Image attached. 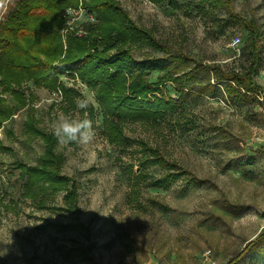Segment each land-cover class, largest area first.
I'll use <instances>...</instances> for the list:
<instances>
[{"label": "rangeland", "instance_id": "374dc122", "mask_svg": "<svg viewBox=\"0 0 264 264\" xmlns=\"http://www.w3.org/2000/svg\"><path fill=\"white\" fill-rule=\"evenodd\" d=\"M16 1L9 0L0 24ZM113 1L169 52H182L202 65H219L225 71L246 65L240 55L244 32L227 20L224 10L210 15L189 11L199 0H173L175 4ZM90 2L76 0L75 6L62 11L64 22L58 34L64 52L72 32L77 37L87 34L91 53L95 50L93 40L102 38L101 18L89 8ZM232 5L234 13L253 19L264 30V0H232ZM69 8L78 16L68 26L63 16ZM84 12L94 14V20ZM236 37L240 42L232 47L231 40ZM262 45L255 80L264 98V38ZM130 49L138 60L165 55L143 44L131 43ZM161 73L150 74L149 80L155 82ZM61 75L64 87L74 90L70 95L74 106L59 90L50 92L31 82L23 88L32 97L29 104L39 127L47 132H52L61 114L85 118V110L76 108V97L90 96L95 102L86 110L94 126L99 121L94 142L55 145L64 159L62 173L77 182L78 210L70 213L62 209V192L45 195L44 208L23 197L24 179L17 165L36 164L43 146L40 139L24 133L27 109L16 112L0 128V143L8 149L0 147V250L7 252L0 257V264H226L264 232L263 101L230 99L218 83L212 92L199 94L194 92L198 84H189L181 106L157 123L122 120L123 135L130 142L120 148L107 140L94 92L75 72ZM168 89L162 88V92L174 96L175 86ZM143 144L157 148L165 159L208 183L193 186L180 178L167 188L149 187L146 181L159 179L165 171L143 162L145 155L150 157ZM139 172L147 175L146 180L137 179ZM233 204L241 208L232 209ZM73 221L84 228L72 232L38 229L46 223ZM241 264L251 263L245 257Z\"/></svg>", "mask_w": 264, "mask_h": 264}, {"label": "trees", "instance_id": "16d2710c", "mask_svg": "<svg viewBox=\"0 0 264 264\" xmlns=\"http://www.w3.org/2000/svg\"><path fill=\"white\" fill-rule=\"evenodd\" d=\"M148 1L175 4L173 0ZM75 3L76 0H17L0 24V128L16 112L26 108L24 133L40 139L43 146L36 164L17 165L24 179L22 195L44 208L45 195L62 192V209L70 213L78 210L77 182L62 173L64 159L56 152L57 140L52 132L39 127L35 111L29 104L32 97L25 93L24 84L31 82L50 92L59 90L69 105L74 106L70 98L74 90L66 89L60 77L61 73L75 72L78 79L95 94L108 142L123 148L130 140L123 135L122 120L157 123L181 106L189 84H198L194 92L206 94L215 90L217 86L214 83H218L230 99L256 101L261 87L255 78L261 66L264 38V30L253 19L247 20L234 13L232 0H199L193 3L189 11L196 9L210 15L216 10H224L228 13L227 20L237 24L244 32L245 43L240 55L245 58L246 65L242 69L225 71L219 65H202V62L182 52H169L146 28L135 25L113 0H91L89 8L96 10L101 18L102 38L93 40L95 50L91 53L88 51L87 34L77 37L70 31L69 46L64 52L58 34L64 22L61 13ZM131 43L164 51L165 55L135 59L131 53ZM161 71L155 82L149 80L150 74ZM170 85L175 86L174 96L162 92V88L167 91ZM262 105L264 107V100ZM0 147L8 150L1 143ZM143 147L150 155H145L143 162L154 163L165 171L159 179L147 180L149 187L167 188L172 181L180 178L193 186L208 183V180L182 169L176 162L165 159L157 148L146 144ZM138 175L137 179L146 180V174L139 172ZM223 204L225 207L228 205L224 201ZM230 206L232 209L241 208L237 204ZM50 228L58 232H72L84 226L73 221L46 223L38 227L41 231ZM245 257L251 264H264V232L248 241L241 252L226 264H241Z\"/></svg>", "mask_w": 264, "mask_h": 264}, {"label": "clouds", "instance_id": "9594fccd", "mask_svg": "<svg viewBox=\"0 0 264 264\" xmlns=\"http://www.w3.org/2000/svg\"><path fill=\"white\" fill-rule=\"evenodd\" d=\"M9 0H0V15L8 10ZM76 108L85 110V118L72 117L61 114L52 127V135L57 143L62 146L71 144L87 146L94 142L97 136L99 121L95 123L87 118L86 110L95 104L90 96H80L75 98ZM5 250H0V257L6 255Z\"/></svg>", "mask_w": 264, "mask_h": 264}, {"label": "built area", "instance_id": "2783aa9c", "mask_svg": "<svg viewBox=\"0 0 264 264\" xmlns=\"http://www.w3.org/2000/svg\"><path fill=\"white\" fill-rule=\"evenodd\" d=\"M84 14L86 15L87 13L84 12ZM90 14L91 15H88V16L86 15V16L89 17L90 20H94L93 19V14L92 13H90ZM77 16H78L77 15V11H75L74 9L69 8V9H67L65 11L63 17H66L67 18L66 24L69 26L73 22V20L77 18ZM239 42H240L239 37H236V38H234V39L231 40L230 45L232 47H235V46H237L239 44ZM256 97L261 102L264 100L263 96L261 95V91L258 92V94L256 95ZM206 259H207V256H206ZM212 264H215V263H212Z\"/></svg>", "mask_w": 264, "mask_h": 264}]
</instances>
